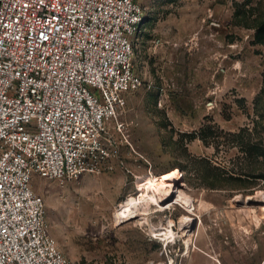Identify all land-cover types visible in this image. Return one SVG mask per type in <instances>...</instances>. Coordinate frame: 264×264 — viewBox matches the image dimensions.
<instances>
[{
  "label": "rangeland",
  "instance_id": "374dc122",
  "mask_svg": "<svg viewBox=\"0 0 264 264\" xmlns=\"http://www.w3.org/2000/svg\"><path fill=\"white\" fill-rule=\"evenodd\" d=\"M139 2L142 86L122 131L108 125L114 170L34 175L48 232L72 264H264V0ZM175 171L182 207L116 219L128 197ZM144 218L180 238L152 235Z\"/></svg>",
  "mask_w": 264,
  "mask_h": 264
},
{
  "label": "built area",
  "instance_id": "2783aa9c",
  "mask_svg": "<svg viewBox=\"0 0 264 264\" xmlns=\"http://www.w3.org/2000/svg\"><path fill=\"white\" fill-rule=\"evenodd\" d=\"M145 19L139 0H0V264H72L32 179L114 170Z\"/></svg>",
  "mask_w": 264,
  "mask_h": 264
},
{
  "label": "bare ground",
  "instance_id": "6f19581e",
  "mask_svg": "<svg viewBox=\"0 0 264 264\" xmlns=\"http://www.w3.org/2000/svg\"><path fill=\"white\" fill-rule=\"evenodd\" d=\"M179 184L180 181L176 171L164 175L160 180L155 179L149 189L141 191L139 197L127 198L121 206L119 214L117 213L116 219L120 222L129 221L139 216L138 211L140 210L143 211L144 214H150L153 207H158L160 211H165L172 205L182 207L183 205L180 197L177 196V189L180 187ZM138 223L141 227L149 226L152 229V235L154 234L155 236L162 237L164 241L175 242L177 238H180V235L174 233L170 227L165 230L160 227L152 226L146 218L139 220ZM188 226L189 224L187 225V222L181 223L182 230ZM200 226H202L201 219Z\"/></svg>",
  "mask_w": 264,
  "mask_h": 264
},
{
  "label": "crops",
  "instance_id": "0c3cea01",
  "mask_svg": "<svg viewBox=\"0 0 264 264\" xmlns=\"http://www.w3.org/2000/svg\"><path fill=\"white\" fill-rule=\"evenodd\" d=\"M128 96H129V95H128ZM128 96H127V98H128ZM170 222H171V221H170ZM195 233H196V231L193 232V233L191 232V233L189 234V236L192 235V234L195 236V235H196ZM189 236H188V237H189ZM194 248H195L196 250H200V249L197 247L196 244L194 245ZM211 258L214 259L217 263L221 264L220 261L217 260L215 257L211 256Z\"/></svg>",
  "mask_w": 264,
  "mask_h": 264
},
{
  "label": "trees",
  "instance_id": "16d2710c",
  "mask_svg": "<svg viewBox=\"0 0 264 264\" xmlns=\"http://www.w3.org/2000/svg\"><path fill=\"white\" fill-rule=\"evenodd\" d=\"M145 22V21H144Z\"/></svg>",
  "mask_w": 264,
  "mask_h": 264
}]
</instances>
